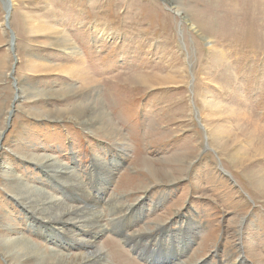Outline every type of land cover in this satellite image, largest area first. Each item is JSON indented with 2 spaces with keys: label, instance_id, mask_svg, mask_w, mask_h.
Listing matches in <instances>:
<instances>
[{
  "label": "rangeland",
  "instance_id": "374dc122",
  "mask_svg": "<svg viewBox=\"0 0 264 264\" xmlns=\"http://www.w3.org/2000/svg\"><path fill=\"white\" fill-rule=\"evenodd\" d=\"M31 187L100 212L96 238L59 233L107 264H264V0H0V264L86 254Z\"/></svg>",
  "mask_w": 264,
  "mask_h": 264
},
{
  "label": "bare ground",
  "instance_id": "6f19581e",
  "mask_svg": "<svg viewBox=\"0 0 264 264\" xmlns=\"http://www.w3.org/2000/svg\"><path fill=\"white\" fill-rule=\"evenodd\" d=\"M8 17L9 15L7 14V18L5 19L4 25L6 26L8 25V27H10ZM12 41H14V37ZM107 115H108L107 113H103V115H101L102 120L105 122L106 120H104V118ZM108 119L111 120L110 118ZM114 160L115 159H112L111 165L114 164L116 165V163H118L117 161L115 162ZM46 164L54 171L53 176L55 175V177L57 176L58 178L56 180L57 181L59 180L61 183L63 182L64 184H66L67 187H69V190L72 193H74V196L76 197L77 200L82 199L83 201L81 202H86V204L91 205L92 208L98 205L97 202L95 203V201L94 202L91 201L88 190L84 189L83 183L77 179V177L74 175L75 172L73 173V171L70 170L67 165L57 163V160H54L53 157H47ZM96 164L97 165L99 164L98 165L99 169L97 170L99 173H101L102 180L103 181L107 180L106 184L111 183L108 181L109 180L111 181L115 172L108 166V163L105 164L101 162L100 159H98ZM107 166L109 168H107ZM62 178H64V180ZM102 183L104 184L105 182ZM26 194H27L26 196L24 195L22 196L27 200V202L30 201L31 204H33L32 202H35L36 204V202L39 201L37 203L38 208H36L35 204H33L32 206L38 209V212L40 214L44 215L46 234L48 233L51 236H53L52 237L53 241L55 240L57 242L64 240L65 243H70L71 240H67V237L69 236H63L62 234L59 233V230L65 229L64 226L66 227L68 223H70L74 227H77L78 229H82L88 232V234H92V236L95 238L98 235L102 234V231L104 230V228H102L103 225L100 224L101 222V215L99 214L100 212L97 213L96 211H94V213H90L89 211H87L88 208L86 209V207L80 204V202L79 204L77 203L78 205H76L75 207L73 203L56 199L54 196L51 197L50 195H48L46 191L39 188L31 187V189L30 188L28 189V192ZM37 196L38 197L42 196V200L40 201L38 198H36ZM132 207L133 206L130 205V209ZM142 216L143 215L139 213V216H136L137 217L136 220L141 218ZM189 233L190 231H188L186 234L188 240L190 238ZM184 240H186V238ZM71 243L73 244L79 243L81 246L83 245L84 247H86L87 250L89 251L86 254H81L78 256L75 255L74 257L71 258L68 254L67 255L63 254L62 257L64 258V260L58 259L55 262L53 261L52 264H107L106 251L100 249V247L98 248V246L94 244V240H86L84 238L83 239L81 238L79 239V241L72 240ZM5 244L7 245L8 250L10 251L17 250V253L14 255L19 254V252H25V255H30L28 258H26V261L36 259V257L42 258L39 255H37L40 253L31 245V243L27 239L20 238L18 240L17 239H12L11 241L6 240ZM94 247L95 249L92 250V248ZM153 255L154 253H152V255L149 256L148 260L149 262L155 264L156 259L153 257Z\"/></svg>",
  "mask_w": 264,
  "mask_h": 264
}]
</instances>
